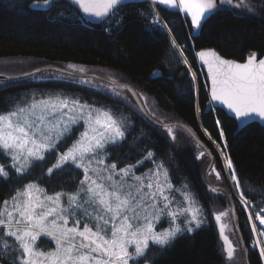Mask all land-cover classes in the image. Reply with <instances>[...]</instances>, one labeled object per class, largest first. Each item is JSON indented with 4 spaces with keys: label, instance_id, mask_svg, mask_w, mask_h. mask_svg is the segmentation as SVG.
<instances>
[{
    "label": "snow or ice",
    "instance_id": "snow-or-ice-1",
    "mask_svg": "<svg viewBox=\"0 0 264 264\" xmlns=\"http://www.w3.org/2000/svg\"><path fill=\"white\" fill-rule=\"evenodd\" d=\"M38 2L48 6L52 0ZM71 3L85 16L98 19L114 18L120 7L127 6L124 0H71ZM152 3L186 14L193 29L201 28L206 18L224 6L253 14L257 11L251 0H152ZM120 23L121 20H116L117 25ZM151 24L167 27L155 17ZM171 44L174 50H179L180 62L189 67L190 87L198 92L197 75L191 72L183 46L177 45L174 38ZM196 55L209 68L212 101L226 105L242 124L254 119L264 121V58L257 59L253 52L245 63H237L223 59L213 49L201 50ZM68 67L85 71L73 64ZM97 79L103 80V77ZM79 82L103 88L119 97L149 117L150 122L159 125L175 141L174 127L179 125L160 120L148 109L147 103L139 107L132 105L122 90L138 96L137 104L147 98L129 85L118 83L112 75H108L107 83L93 84L92 79ZM81 126L82 131L72 143L60 151L74 130ZM130 128L129 118L116 114L113 108L90 104L63 93L40 97L32 94L24 102L18 100L7 112L0 113V161H3L0 162V178L8 180L12 174L23 177L44 163L49 155L55 157V162L42 173L47 179L66 168L83 173L74 192L57 191L49 195L40 183L30 181L0 202V264H140L141 260L144 264H155V254H148L152 248L162 252L179 236L192 234L207 222L189 186L175 187L169 168L163 160L156 159L151 149H144L134 164L119 167L118 162L106 163V159L111 158L108 148L122 144ZM219 135L223 140L222 129ZM203 155L201 152L197 159ZM149 161L153 167L137 175L138 167ZM225 166L241 203H247L230 157L225 156ZM211 170L216 172L214 167ZM216 177L220 179L219 172ZM210 191L218 189L213 187ZM176 192L182 196V202H177L173 195ZM212 215L219 222L229 215V210ZM164 219L168 227L157 231V225ZM256 219L264 225V215L257 213ZM252 231L256 234L255 224ZM220 235L225 242L222 251L226 253V260L231 261L236 248L224 235V226ZM259 235L264 236V230ZM41 238H50L55 247L49 251L38 250ZM255 246L264 259V244L257 240Z\"/></svg>",
    "mask_w": 264,
    "mask_h": 264
},
{
    "label": "trees",
    "instance_id": "trees-1",
    "mask_svg": "<svg viewBox=\"0 0 264 264\" xmlns=\"http://www.w3.org/2000/svg\"><path fill=\"white\" fill-rule=\"evenodd\" d=\"M38 3V0H0V71L14 63L33 64L29 70L46 65L68 67L73 64L86 70L108 72L131 83L144 97L152 99L150 108L160 113H156L160 120L165 121L166 116L191 127L222 173V163L214 148L217 144L224 156L232 159L248 201L256 206L264 204V127L251 122L236 130L235 120L213 107L204 72L195 54L198 49L212 47L221 55L236 60H243L253 52L261 55L264 52V11L260 9L264 8V3L255 14L221 8L206 18L195 33L186 14L156 4L197 75L198 92L190 87V73L185 72L186 65L180 62L179 52L172 48L165 28L153 26L142 15L146 12L153 17L146 0L120 7L109 25L83 20L79 12L63 0L49 8L38 6ZM116 20L121 23L117 25ZM74 80L73 76L45 69L22 78L0 81V113L31 92L49 91L68 92L87 102L103 103L117 112L123 108L130 118L131 128L122 144L108 148L110 160L118 162V166L131 164L140 159L144 149H151L156 159L163 160L169 168L173 185L187 184L196 194L208 219L207 224L192 234L179 236L166 250L161 252L152 248L149 256L155 254V264H227L222 251L224 242L212 222L210 210L212 203L223 204V198L217 196L210 202L211 191L202 173L204 162L202 157L197 159L201 146L181 127L173 141L164 129L128 111L126 106L124 108L108 95L109 92ZM221 129L225 134L223 140L219 135ZM47 164L48 159L20 179L15 174L8 180L0 178V201L8 197L20 181L37 179L50 191L74 187L77 171L66 168L47 179L40 174L42 165ZM222 175L227 184L225 174ZM237 209L238 226L249 264H263L259 250L251 246L253 235L248 214L239 206Z\"/></svg>",
    "mask_w": 264,
    "mask_h": 264
},
{
    "label": "rangeland",
    "instance_id": "rangeland-1",
    "mask_svg": "<svg viewBox=\"0 0 264 264\" xmlns=\"http://www.w3.org/2000/svg\"><path fill=\"white\" fill-rule=\"evenodd\" d=\"M9 1H14V0H9ZM147 2H149V5H150V7L152 8V11H153V17H155V18H158L159 19V21H160V24L161 25H164V24H166L167 25V27H166V31H167V34H168V36L170 37V40H172L173 39V35H172V32H169V26H168V24H167V22L163 19V17L161 16V14L159 13V11H158V8H157V5L156 4H153L152 3V0H146ZM18 2V1H17ZM16 2V3H17ZM19 3H20V1H19ZM251 3H253L255 6H256V8H257V10L259 9V8H261L262 7V5H263V3H264V0H251ZM224 7H228V6H224ZM224 7H222V8H224ZM169 8H172V7H169ZM229 8V7H228ZM172 9H176V8H172ZM232 9V8H231ZM177 10V9H176ZM233 10H236V9H233ZM236 11H242V12H244V13H252V12H248V11H243V10H236ZM153 17H152V20H153ZM115 18V17H114ZM114 18H110V19H108V21L106 22V24L107 25H109L110 23H111V21L114 19ZM190 21V20H189ZM197 30L198 29H193V32L195 33V32H197ZM177 43V42H176ZM177 45H179L178 43H177ZM182 46V45H181ZM177 51L179 52V50L177 49ZM184 57H186L185 56V54H184ZM182 58V57H181ZM188 64L190 65V63H189V61H188ZM33 66V64H25V63H14V64H12V65H10V66H7V67H4L0 72H2V71H5V72H8V73H16V72H22V71H26L27 69L29 70V68H31ZM191 66V65H190ZM59 68H62V69H64V70H71V71H73V72H75V74H72V73H69V74H67V73H64V71H61V70H55V71H57V72H61V73H64V74H66V75H69V76H73V77H75V82L76 83H80L79 81L81 80V79H92V81H93V84H101V83H107L106 81H103V80H101V79H97V77H94V76H84V75H78L77 73H79V74H82V73H98V74H102V75H104V76H107L108 77V75H112V74H110V73H104V72H101V71H97V70H86L85 69V71L84 72H79V71H77V70H73V69H70L69 67H62V66H59ZM52 70H54V69H52ZM186 71H188L189 72V67L188 66H186V69H185V72ZM191 72H194V69L191 67ZM195 73V72H194ZM113 77H114V79L115 80H117V81H122V80H120L119 78H117L116 76H114V75H112ZM191 76V75H190ZM18 79V78H17ZM94 79H96V80H94ZM9 80H12V79H9ZM0 81H3V80H0ZM196 83H197V81H196ZM81 84H85V83H81ZM89 85V84H88ZM97 89V88H96ZM102 90H104V91H106L105 89H103V88H101ZM98 90V89H97ZM123 91V95H125V96H127V98H128V100L131 102V104L132 105H136V103L134 102V101H131V98L133 97L132 95H130V93L127 91V90H122ZM139 92V91H138ZM54 93H63V92H54V91H49V92H42V93H38V92H31V93H29L28 95H25V96H23V97H21L20 99H18V100H20L21 102H24V100L26 99V98H28V97H31V95L32 94H35L37 97H40V96H44V95H48V94H54ZM106 93V92H105ZM139 93H141V92H139ZM63 94H66V95H68V96H76V95H73V94H71V93H68V92H65V93H63ZM108 95H110L115 101H117L118 103H121L123 106H124V108H125V106L127 107V109H128V111H132V112H135V113H137L138 115H140V117L141 116H143V114L142 113H140L139 111H136V110H134L133 108H131L127 103H125V102H123V101H121L120 100V98L119 97H116V96H112L111 95V93H107ZM78 97V96H77ZM17 100V101H18ZM82 100V99H81ZM16 101V102H17ZM82 101H84V100H82ZM144 101V100H143ZM15 102V103H16ZM14 103V104H15ZM88 103H90V104H92V103H95V104H97V106H100V105H103V106H107V105H105V104H100V103H97V102H88ZM144 103H147V105H148V109H150L151 111H152V109L150 108V107H152V106H150V104H152L153 103V101H152V99L150 100V99H148L147 98V100L146 101H144ZM13 104V105H14ZM12 105V106H13ZM11 106V107H12ZM10 107V108H11ZM109 107V106H108ZM138 107V106H137ZM9 108V109H10ZM8 109V110H9ZM8 110H6V111H4V112H7ZM121 110L122 111H120V112H117V111H115L116 112V114H118V115H120V114H122L123 116H125V117H128L129 118V116H128V113L127 112H125L124 110H123V108H121ZM4 112H1V113H4ZM155 113H157V114H159L160 115V113H158L157 111H154ZM144 117V116H143ZM164 118L166 119L165 121H173L172 119H167V117L166 116H164ZM129 120H130V118H129ZM164 120V119H163ZM173 126H175V125H173ZM180 127V126H179ZM179 127H174V132L176 133V132H178L179 131ZM183 129V128H182ZM184 130V129H183ZM80 131H82V126L81 127H78V128H76L75 130H74V135L72 136V138L71 139H68V141H67V143H65L61 148H60V151H63L64 150V148H66L68 145H70L71 143H72V140H74L75 138H76V136L78 135V133L80 132ZM182 135H184V133H181V136ZM190 136V135H189ZM207 136L209 137V135H208V133H207ZM191 137V136H190ZM191 139L192 140H194L192 137H191ZM194 142L197 144V142L194 140ZM211 144L214 146V144L211 142ZM200 147V146H199ZM201 148V150L199 151V154L201 153V152H203L204 153V155L207 157H205L204 155L202 156V159H201V161L202 162H204V165H203V169H202V173H203V179H204V182L206 183V186H208L209 188H212V187H210L209 186V184H208V182L206 181V178H205V174H204V172H205V168L207 167V165H208V163H209V156H207V154H206V152L203 150V148L202 147H200ZM214 148H215V150H216V152H217V154H218V156H219V158H220V162L222 163V173H221V171L218 169V168H216V166H215V162H214V165H213V167L216 169V172H219V173H221V174H225V176H226V179H227V184H225L224 183V179L221 177V174H220V179H217V177H216V172H213L211 169H210V171H209V179H210V181L212 182V183H215V184H217V185H219V186H222V187H225L228 191H229V195H230V200H231V202H232V205H233V207H234V209H235V216H236V222H237V224H238V216H237V212H238V206L240 207V208H242L247 214H248V225H249V227H250V229H251V232H252V235H253V238H252V240L251 241H253V242H251V246L253 247V248H255V249H258L259 250V252H260V249L258 248V247H256L255 246V241H257V240H259V241H261V243L262 244H264V236H261V235H259V233H260V231H262V230H264V225H261L260 224V222H259V220H257L256 219V214L257 213H260L261 215H264V212H261V210L262 209H264V204H261L260 206H256L254 203H251L250 201H248V199L246 198V200L248 201L247 203H241V201H240V198H239V193L237 192V190H236V187H235V184L232 182V180L230 179V173L226 170V166H225V156H224V154L222 155V150L220 149V147H218V145L217 144H215V146H214ZM198 154V155H199ZM47 159H48V164L46 165V166H43L42 165V172L40 173V174H42L43 172H46V170H47V168L48 167H50L51 166V164L52 163H54L55 162V157L53 156V155H49L48 157H47ZM159 161V160H158ZM0 162H3V161H0ZM136 162V161H135ZM134 162V163H135ZM106 163H108V164H111V163H113V161L112 160H110V159H106ZM134 163H131V164H134ZM125 165H123V166H119V167H124ZM153 167V165H152V163L149 161V162H145V164L142 166V167H138V169H137V171H136V174L137 175H139V174H142V173H144L146 170H148V169H150V168H152ZM82 175H83V173L82 172H79L78 174L77 173H75V178L74 179H76L77 178V180H76V183H75V185H74V187H72L71 188V190H69V189H67V190H65L64 188H61V189H59V190H47L44 186H42L41 184V187H43V188H45L46 189V191H47V193L49 194V195H51V194H53L54 192H57V191H64V192H74L75 190H76V186H77V184L79 183V179L82 177ZM222 175V176H223ZM221 178L223 179V181L221 182ZM19 179H20V177H19ZM216 179L219 181H216ZM32 181H36V182H38V180L37 179H35V180H32ZM28 182H30V181H26V182H23L22 183V181H20L19 183H17V186L14 188V190L17 188V187H20V186H22L23 184H25V183H28ZM39 183V182H38ZM228 187H227V186ZM175 186V185H174ZM176 187V186H175ZM181 186H179V187H177V188H180ZM14 190H13V192H14ZM188 190L189 191H191L194 195H195V198H196V200L199 202V204H200V206H202V204L200 203V201L198 200V198L196 197V194L192 191V190H190L189 189V187H188ZM13 192L8 196V197H6L5 199H7V198H9L12 194H13ZM173 195L176 197V200H177V202H182V196L180 195V193L179 192H176V193H173ZM209 197L210 198H212L211 200H210V202L211 201H213L214 199H217V196H221L222 198H223V204H220V205H217V204H213L212 203V207H211V211H212V213H218V212H222V211H225V210H228L229 209V207H228V204H227V202H226V200H225V197H224V195H223V193L222 192H220L219 190L217 191V192H210L209 193ZM5 199H3V200H5ZM2 200V201H3ZM2 201H0V202H2ZM202 208H203V206H202ZM89 210H91V209H89ZM212 213H211V216H212V222H213V224H214V226H215V228L219 231V229L221 230V226H224V235H228L227 237H228V239L229 240H231L232 241V243H233V245L235 246V248H236V251H235V254H234V258L231 260V261H228V262H226L227 264H241V250H240V244H239V241H238V238H237V236H236V234H235V231L233 230V228H232V224H231V218H230V215H227V216H225V217H222L221 218V220L219 221V222H217L216 221V219H215V217L212 215ZM203 214H204V217L206 218V223H204V224H207L208 223V219H207V216H206V214H205V209L203 208ZM249 216H251L252 217V220L250 221L249 220ZM204 224H202V225H204ZM253 224H255V226H256V234H254L253 233V231H252V228H253ZM201 225V226H202ZM94 226V225H93ZM81 227H83V224H81ZM168 227V221L166 220V219H164V220H162L158 225H157V228H156V230L157 231H160L161 229H164V228H167ZM239 227V226H238ZM233 231V232H230V231ZM218 234H219V232H218ZM232 235V236H231ZM37 247H38V250H44V251H49V250H51V249H53L54 247H55V244H54V242H50V238H41L39 241H38V245H37ZM225 256H226V253H225ZM262 261H263V264H264V259H262ZM140 264H144V261L143 260H141V262H140Z\"/></svg>",
    "mask_w": 264,
    "mask_h": 264
},
{
    "label": "water",
    "instance_id": "water-1",
    "mask_svg": "<svg viewBox=\"0 0 264 264\" xmlns=\"http://www.w3.org/2000/svg\"><path fill=\"white\" fill-rule=\"evenodd\" d=\"M53 2H58V1H62V0H52ZM63 1H66L69 5H71L72 7H74L75 9H77L80 14L90 23L92 24H101L105 19H98V18H95V17H89V16H85L77 6H75L74 4L71 3V0H63ZM137 0H124V3L127 4V3H132V2H136ZM40 5H42L40 3ZM44 6V5H43ZM49 6V5H48ZM205 49H213L215 50L220 57H222L223 59L225 60H231V61H235L237 63H245L246 60H247V57L250 55H246L245 58L243 60H236L234 58H228V57H225L223 55H221L216 49L212 48V47H207V48H201V49H198L196 50V53H198L199 51L201 50H205ZM195 53V54H196ZM257 54V59H261V58H264V52L260 55L258 52H256ZM196 59H197V63L198 65L200 66V68L203 70L204 72V76H205V79L207 81V84H208V95H209V99H210V102L211 104L213 105V107H216V108H219L221 110H223L229 117L233 118L236 122V130H239L241 129L243 126L247 125L248 123H251V122H256L258 123L259 125L263 126L264 127V121H261L259 119H254L252 121H249L247 123H244L242 124L240 121H238L237 119H235L234 117V113H232L226 105L222 104L221 102L219 101H212L211 100V95H210V92H211V78H210V75H209V68L207 65L203 64L202 61H200L199 57L196 55ZM39 69L40 71L42 70H45V69H54V70H61V71H64V73H72V74H75V72L71 71V70H64L62 68H59L57 66H53V65H46V66H42V67H39V68H35V69H32V70H26V71H22V72H16V73H8V72H0V80H9V79H6V78H9L11 77L12 79H17V78H22V77H25V75H23L24 73H29V74H33L35 72H37L36 70ZM78 75H84V76H94V77H103V81H106L107 82V76H104L102 74H98V73H82V74H79L77 73ZM117 81V80H116ZM118 83H121V84H127L129 85L132 89H134L138 94V90L129 82L127 81H117ZM130 95H132L131 92H129ZM133 96V95H132ZM134 102L136 103V105L139 107L140 105H143L144 104V101L143 100H140L139 101V104H137V101H138V96H133L132 97ZM144 118L152 125H155V126H159L157 124H154L152 122H150V118L149 117H146L144 114H143ZM166 123H169L171 125H179L181 128H183L202 148L203 150L206 152L207 156H209V163L207 165V167L205 168V178H206V181L208 182L209 186L210 187H214L216 189H218L220 192L223 193L224 197H225V200L228 204V207H229V215H230V218H231V224H232V228L233 230L235 231V234L238 238V241H239V244H240V250H241V264H249V261H248V253H247V249H246V246H245V243L243 241V238L241 236V233H240V229L238 227V224L236 222V216H235V209L232 205V202L230 200V195H229V191L225 188V187H222V186H219L215 183H212L209 179V171L211 168H213V165H214V157L212 156V154L210 153L209 149L206 147V145L199 139V137L197 136L196 132L191 128L189 127L186 123L182 122V121H179V120H173V121H165ZM219 236L221 238V235H220V229H219ZM226 236V235H225ZM222 239V238H221ZM223 240V239H222ZM224 242V240H223ZM225 243V242H224Z\"/></svg>",
    "mask_w": 264,
    "mask_h": 264
},
{
    "label": "crops",
    "instance_id": "crops-1",
    "mask_svg": "<svg viewBox=\"0 0 264 264\" xmlns=\"http://www.w3.org/2000/svg\"><path fill=\"white\" fill-rule=\"evenodd\" d=\"M53 3H55V2L52 1V3L49 6H43V5H40V3H38V6H41V7H44V8H49Z\"/></svg>",
    "mask_w": 264,
    "mask_h": 264
},
{
    "label": "flooded vegetation",
    "instance_id": "flooded-vegetation-1",
    "mask_svg": "<svg viewBox=\"0 0 264 264\" xmlns=\"http://www.w3.org/2000/svg\"><path fill=\"white\" fill-rule=\"evenodd\" d=\"M190 20V19H189Z\"/></svg>",
    "mask_w": 264,
    "mask_h": 264
}]
</instances>
